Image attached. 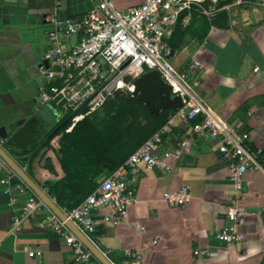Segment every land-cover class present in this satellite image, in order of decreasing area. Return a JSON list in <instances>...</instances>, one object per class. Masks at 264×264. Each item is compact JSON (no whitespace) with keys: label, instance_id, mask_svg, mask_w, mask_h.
Wrapping results in <instances>:
<instances>
[{"label":"crops","instance_id":"1","mask_svg":"<svg viewBox=\"0 0 264 264\" xmlns=\"http://www.w3.org/2000/svg\"><path fill=\"white\" fill-rule=\"evenodd\" d=\"M142 1L113 4L127 9ZM97 2L0 0V125L16 130L38 111L52 116L46 105L38 104L39 88L47 85L41 74L46 66L43 55L50 47L46 19H81ZM202 6L184 9L165 39L173 53L171 66L178 73L191 69L189 78L200 83L196 91L204 109L249 134L247 145L264 170V0H230L209 14ZM194 62L198 66L193 67ZM59 138L60 134L53 136L47 150L41 147L31 154L6 150L43 191L44 182L66 179ZM185 139L189 146L181 149L178 144ZM168 151L166 169L141 167L128 175L135 200L127 217L118 225L96 217L90 236L94 245L115 263L127 253L139 252L145 264H264V173L247 172L241 191H234L216 142L205 133L190 135L188 125H176L157 153ZM108 174L104 170L96 182ZM17 183L0 158V264H73L71 247L44 224L42 215L25 220L19 231L11 230L28 198L26 191L16 189ZM182 186L189 189L188 203L170 206L166 196ZM236 201L245 215L238 229L244 239L227 244L216 234L227 224ZM197 249L211 255L198 257ZM29 251L36 254L29 257Z\"/></svg>","mask_w":264,"mask_h":264},{"label":"built area","instance_id":"2","mask_svg":"<svg viewBox=\"0 0 264 264\" xmlns=\"http://www.w3.org/2000/svg\"><path fill=\"white\" fill-rule=\"evenodd\" d=\"M209 1L211 5H206V0H143L137 6L117 9L113 0H98L81 19L61 20L57 15L46 19L50 47L43 55L46 66L41 68V74L47 85L39 88L38 104L58 108L63 118L73 115L65 132H70L82 120L83 115L76 113L79 108L86 109L87 115L115 95L125 93L133 96L135 79L148 70H157L171 87V94L179 95L183 102L182 108L104 177L76 207H60L66 220L91 242L96 217L101 216L107 225H118L127 217L135 200L134 190L127 183L129 174L137 173L141 167L167 168L171 152H157L176 125H188L190 135L191 132L205 133L216 142V151L228 164L229 182L234 191H241L247 172L264 173L247 145L249 134L208 113L198 100L196 89L200 86L199 81L189 78L191 69L178 73L165 58L168 50L164 41L177 24L180 13L192 5H203L202 11L213 13L218 0ZM198 64L194 62L193 67ZM178 145L181 149L186 148L189 141L185 139ZM9 170L17 177L16 189L28 193L19 215L13 218L11 230L19 231L25 220L42 215L44 224L71 247L73 264H101L66 226V221L61 220ZM1 183L7 185L8 179H2ZM5 193H9V188ZM166 199L172 207L183 206L190 199L189 189L182 186ZM233 205L227 214V224L216 234V239L227 244H238L244 239L238 229L245 223V215L238 208L237 201ZM35 254L34 251L28 252L29 257ZM194 255L209 257L211 253L207 249H197ZM111 263L145 264L139 252L127 253L120 262Z\"/></svg>","mask_w":264,"mask_h":264},{"label":"trees","instance_id":"3","mask_svg":"<svg viewBox=\"0 0 264 264\" xmlns=\"http://www.w3.org/2000/svg\"><path fill=\"white\" fill-rule=\"evenodd\" d=\"M107 106L106 119L97 122L86 115V109H80L78 113L83 118L69 133L65 132L68 124L55 133L60 134V162L66 179L46 181L42 187L61 208L76 207L97 187L99 174L114 171L175 112L153 115L131 95ZM51 139L42 148L47 150Z\"/></svg>","mask_w":264,"mask_h":264},{"label":"water","instance_id":"4","mask_svg":"<svg viewBox=\"0 0 264 264\" xmlns=\"http://www.w3.org/2000/svg\"><path fill=\"white\" fill-rule=\"evenodd\" d=\"M172 51H168L166 59L171 61ZM133 96L144 105L148 112L160 115L164 111H177L183 102L179 95L171 94V87L161 78L157 70H148L140 74L134 81ZM52 116H46L41 111L33 114L21 127L13 130L9 124L0 125V158L1 160L61 219L77 236L86 248L101 264H112L111 261L91 242L72 222L67 221L60 207L43 191L26 172L8 155L7 149L16 154H31L41 148L55 133L69 123L73 115L65 118L58 115L50 105H46ZM80 108L76 111V113ZM57 115L58 117H55Z\"/></svg>","mask_w":264,"mask_h":264},{"label":"rangeland","instance_id":"5","mask_svg":"<svg viewBox=\"0 0 264 264\" xmlns=\"http://www.w3.org/2000/svg\"><path fill=\"white\" fill-rule=\"evenodd\" d=\"M220 2V3H219ZM206 5H208L209 3H210V1L209 0H206ZM228 3H230V0H218V2H217V9L218 8H220V7H222L223 5H225V4H228ZM219 10V9H218ZM196 12H198V11H200L201 12V10L200 9H198V10H195ZM128 96H130V94H125V93H120V95H115L114 97H112V98H109L105 103H104V105L103 106H101V107H99V108H97L96 110H94V111H91L90 113H88L87 114V116H92V117H94V119H96V121L97 122H99V121H101V120H103V119H106V109L105 108H108V106H107V103H113V102H115V103H118L119 102V100H120V98H125V97H128ZM55 117H57V115H55ZM95 121V122H96ZM148 123V122H147ZM152 122H149V124H151Z\"/></svg>","mask_w":264,"mask_h":264}]
</instances>
